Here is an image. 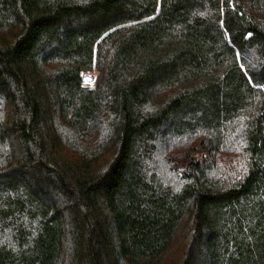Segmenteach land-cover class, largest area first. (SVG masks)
I'll list each match as a JSON object with an SVG mask.
<instances>
[{"label":"trees","instance_id":"trees-1","mask_svg":"<svg viewBox=\"0 0 264 264\" xmlns=\"http://www.w3.org/2000/svg\"><path fill=\"white\" fill-rule=\"evenodd\" d=\"M0 264H264V0H0Z\"/></svg>","mask_w":264,"mask_h":264},{"label":"rangeland","instance_id":"rangeland-1","mask_svg":"<svg viewBox=\"0 0 264 264\" xmlns=\"http://www.w3.org/2000/svg\"><path fill=\"white\" fill-rule=\"evenodd\" d=\"M96 81V74L87 75L84 78V85L86 87H93Z\"/></svg>","mask_w":264,"mask_h":264}]
</instances>
